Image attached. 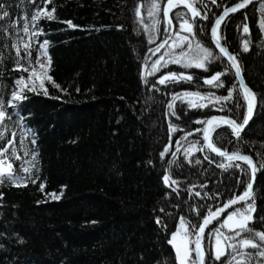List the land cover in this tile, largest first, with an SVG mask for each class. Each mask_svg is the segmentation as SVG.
Wrapping results in <instances>:
<instances>
[{"label": "trees", "instance_id": "obj_1", "mask_svg": "<svg viewBox=\"0 0 264 264\" xmlns=\"http://www.w3.org/2000/svg\"><path fill=\"white\" fill-rule=\"evenodd\" d=\"M139 2L51 0L47 8H55V19L41 18L36 28L30 25L29 34H25L22 18L30 16L37 5L28 0H0L3 10L10 13L0 20L5 29L0 32V99L7 102L12 91L24 88L23 84H16L21 76L29 87H35V91L24 89L27 99L19 102L17 108H6L11 119L0 127V132L5 133L0 144L10 139L11 133H17L15 147L21 156L15 160L5 153L0 159L12 163L11 172L27 181V186H23L24 181L18 182L20 186L9 180L0 183V264H178L168 240L179 229V218L199 225L208 209L214 210L243 191L244 186L236 181L238 169L225 171L216 165L227 164V160L207 148L198 151L204 141L202 133L195 131L204 127L195 121L207 120L214 114L241 121L246 105L234 70L221 57L208 65L207 72L170 63L155 75H146L152 62L170 48L166 46L155 56L149 50L162 41L167 40L170 45L177 40L173 35L179 30L175 13L185 9L180 6L170 11L176 25L173 29L163 17L165 0H158L161 10L155 19L159 23L153 29L154 19L147 15L149 0H144L141 7L143 23L134 11ZM205 2L207 9L198 7L210 10L208 20H196L195 42L219 55L211 40V24L224 7L238 0H217L216 5L210 0ZM38 4L44 6L41 0ZM260 16L261 0H253L227 17L219 29L227 37L222 42L236 55L259 106L239 140L227 126L211 129L210 136L217 147L247 153L257 163H264V30L259 27ZM15 20H20V24L12 27ZM61 21H71L78 27L69 28ZM244 23L250 34L243 33ZM38 29L44 34L32 37L31 33ZM150 38L155 43H150ZM45 40L51 63L42 78L31 75L29 68L36 65L39 43ZM245 40L249 41L247 52L243 50ZM25 44L30 46V66L25 58ZM17 47L20 57L16 55ZM17 60L28 67L27 72L13 71ZM226 70L228 75L221 77L224 88L204 84V78ZM168 72L190 74L193 80L155 83ZM48 76L66 92L54 87ZM233 86L237 91L232 100L222 102L223 111L219 110L221 104L189 109L177 100L175 111L179 119L169 112L168 104L176 93L226 96ZM44 88L48 96L44 95ZM170 125L179 130L171 131ZM187 133L193 134L184 139ZM21 138L23 146L19 143ZM33 139L35 144L31 143ZM170 144V152L162 159L160 153ZM191 145L196 147L185 158V150ZM176 148L180 151L173 156ZM33 153L38 168L32 170L33 178L39 176L35 184L27 180L28 174L20 167L25 160H31ZM205 155L213 162L204 160ZM196 159L201 163L196 164ZM173 160L175 163H170ZM235 163L247 168L241 161ZM169 172L179 182L176 192L162 182V175ZM242 179L247 181L248 174L244 173ZM41 182L45 184L43 192ZM190 188L193 192L188 191ZM195 191L201 195L195 196ZM61 192L59 200L46 195ZM254 195L255 216L264 217V171H259ZM158 217L166 228L156 223ZM218 226L216 220L211 230ZM249 226L264 231V224L258 219ZM210 231L205 239L206 249L213 244ZM227 259L211 261L206 255L205 264H226Z\"/></svg>", "mask_w": 264, "mask_h": 264}, {"label": "snow or ice", "instance_id": "obj_2", "mask_svg": "<svg viewBox=\"0 0 264 264\" xmlns=\"http://www.w3.org/2000/svg\"><path fill=\"white\" fill-rule=\"evenodd\" d=\"M29 3L37 5V7L32 11L29 16L26 14L22 19L24 21L22 25L23 32L29 34V26L36 28L37 22L41 18H46L48 20L55 19V8L48 10L47 5L51 3V0H41L43 7L41 8L38 4V0H28ZM211 4L216 5L217 0H210ZM253 0H238L233 6L224 7V10L221 14L215 17L214 22L211 24V37L215 45V49L218 50L219 55H217L212 49L204 47L198 41H195V28L196 20H208V11L202 10L198 5H202L203 9H207V3L205 0H165L163 11V17L166 20L167 24L173 29L176 28V25H173V16L170 15V11L174 8L183 6L185 11L176 12L175 19L178 21V31H174L173 35L177 37V40L174 41V46L169 45L167 40L162 41L157 44L154 49L149 51L153 56L161 52V49H164L166 46L170 48V51H165L159 55V57L152 62L150 70L147 71L146 75H155L161 69L168 67L171 64H179L185 68H198L207 72L208 65L213 63L215 60L225 58L230 65L231 69H234V76L236 82L239 84L240 89L242 90V96L245 101L246 110L242 114L241 121L238 123L235 119L230 117H211L208 120H197L195 123L205 125L202 129H196V132H201L203 136L204 144L198 149V151L203 152L205 148L210 150L212 153L225 158L228 163H220L216 166L227 171L229 168L238 169L240 175L236 176V181L238 184L244 186L243 191L239 195H234L232 198L228 199L223 205L217 208L215 211L208 209V215L202 218V223L199 225H191L184 217L179 218V229L171 234V239L168 240V243L171 244L176 251V258L179 264H205V256L207 255L211 261H221V257H227L226 264H264V231H256L254 228L249 225L255 223L258 219L264 224V217H256V199L254 195V184H255V175L258 171H264V163L254 162L252 156L242 155L239 151L237 152H228L227 149L222 150L220 147H217L212 143L209 136L208 126H212L214 131L216 128L221 126H227L230 128L231 133L234 137L239 140L241 138L242 132L249 126L250 120L252 119L254 110L259 106L257 102V97L255 93L245 84L243 79V70L240 67L239 61L235 55L229 52L226 45L222 44V40H226V36H222L219 32L222 22L226 20L230 13H236L240 9L245 8L246 4L252 3ZM150 6L147 8V15L150 18L154 19L153 29H155V24L159 23V20L155 19L156 14L161 10V5L158 0H149ZM144 4V0L134 7L135 14L140 18V22L143 23V18L141 15V7ZM4 5L0 3V20H4L10 16V13L7 10H3ZM190 13V15H189ZM245 19H247V14H243ZM61 23H66L69 28L75 29L76 25L72 24L71 21H61ZM20 24V20H15L12 22L11 26L16 27ZM243 33L250 34L249 27L247 23L242 25ZM261 30H264V20L259 24ZM5 31L4 26L0 25V32ZM165 31H168V28H165ZM181 32L187 33V35H181ZM43 30L38 29L31 33L32 37H38L43 35ZM150 43H155L154 39L150 38ZM39 43V42H38ZM15 47V46H14ZM25 47V58L28 60L29 66L31 65V51L29 50L30 46L28 44L24 45ZM47 47L48 41L45 40L42 43H39V54L40 56H47ZM179 49V51H177ZM243 50L247 52L249 50V41H244ZM16 55L20 57V49L16 48ZM167 57V59H166ZM47 63L50 65L51 58L48 57ZM36 64H39L41 68H44V64L40 63L39 56L36 59ZM147 68V64L145 65ZM23 70L28 71V67L21 65L20 61H16V67L13 71ZM228 75V71L216 72L210 77L204 78V84L208 85L211 88H224L225 83L221 79L222 76ZM48 81L52 83L54 87L59 89L61 92H66V89L60 88L59 84H56L52 80L51 76L47 77ZM193 76L186 73H175L168 72L161 76L155 83L160 85H166L169 81L173 83L181 82H191ZM145 83L147 80L145 79ZM17 85H24V88H17L12 91L10 99L5 102L0 99V127L4 126L5 120H10L11 115L7 113L6 108H17L18 103L22 102L27 97L24 95V89L28 91H35V87H29L25 83V78L23 76L19 77L16 81ZM43 87V83L41 84ZM155 87V84H153ZM79 91V89H77ZM237 89L235 86L227 90L226 96H216L215 93H208L207 95L201 94L199 92H183L176 93L172 96V102L168 104L169 112L172 116H175L179 119L175 111V104L177 100H180L182 103H186L189 109H201L208 107L209 104H221L219 110L223 111V103L233 99V94ZM44 95L48 96L49 93L46 88H44ZM59 99V97H55ZM264 99V96L261 97ZM207 101L208 103H204ZM171 131H177L175 126L170 125ZM193 133H187L184 139L188 135ZM5 139V133L0 132V140ZM17 143V133H11V138L7 139L6 143L0 144V156H3L5 153H9L15 160H20L21 156L17 153L16 145ZM20 145L23 146V138L19 141ZM32 144H35L36 141L31 140ZM180 143L179 140L176 142ZM199 143V141L197 142ZM195 145H191L190 148L185 150V158L189 156L192 148H195ZM172 145L165 147V149L160 153V157L163 159L171 150ZM180 149L176 148L172 155L175 156L176 152H179ZM25 156L28 155L27 152L24 153ZM204 160H207L209 163H212L213 160L210 159L208 155L203 157ZM36 154L33 153L31 160H25L21 165L23 172L28 174L27 180H30L31 183L35 184L39 180V176L33 178V169L38 171L36 166ZM235 161H241L247 165V168L242 167L241 163H235ZM192 161L189 160V163ZM2 163V161H0ZM170 163H175V161H170ZM196 164H200L201 160L196 159ZM25 164L30 165V167H25ZM13 167L12 163L8 164V169L10 170ZM244 173L248 174V179L245 181L242 179ZM165 187L171 189V191L176 192L179 186V182L172 178L170 172L162 175L161 177ZM5 180L12 181L15 186H20L18 182L24 181L23 186H27V181L24 176L15 175L11 171L4 172L0 170V183H3ZM175 186V187H174ZM45 188L44 183H40V191L43 192ZM195 188V186H193ZM193 188L188 189L189 192H193ZM56 193H50L52 199L59 200L60 196ZM194 195L199 197L201 193L195 191ZM3 198V193H0V199ZM243 204L242 208H235L236 204ZM232 208L233 210L228 212L227 216L220 220L221 215H223L228 209ZM163 212V209H160ZM197 215H200L197 211ZM234 223H230L233 219ZM213 220L219 221V226L210 231V238L213 240L211 249H206L204 246V233L206 228L213 222ZM156 223L162 227H167L164 224L161 218L156 219ZM226 229V231H224ZM229 233H231L229 235ZM178 238L180 242L178 243ZM254 249L255 251H248L247 249Z\"/></svg>", "mask_w": 264, "mask_h": 264}, {"label": "water", "instance_id": "obj_3", "mask_svg": "<svg viewBox=\"0 0 264 264\" xmlns=\"http://www.w3.org/2000/svg\"><path fill=\"white\" fill-rule=\"evenodd\" d=\"M237 3V2H236ZM235 4V3H234ZM234 4H232V5H230V6H233ZM251 3H248V4H246V6L245 7H247L248 5H250ZM228 7V6H227ZM244 9V8H243ZM224 10V9H223ZM223 10L220 12V14L223 12ZM240 10H242V9H240ZM239 10V11H240ZM231 14H233V13H230L229 14V16L231 15ZM228 16V17H229ZM214 22V21H213ZM211 40H212V37H211ZM212 43H213V41H212ZM221 43L222 44H224L222 41H221ZM213 45H214V43H213ZM225 45V44H224ZM215 46V45H214ZM228 48V47H227ZM228 50H229V52L230 53H232L233 55H235L229 48H228ZM236 56V55H235ZM240 64V63H239ZM241 67V66H240ZM234 70V69H233ZM243 79H244V76H243ZM244 81H245V79H244ZM245 84L253 91V93H255V91L245 82ZM255 95H256V93H255ZM256 97H257V95H256ZM257 102H258V98H257ZM257 109V108H256ZM256 109L254 110V113H253V116H254V114H255V112H256ZM253 116H252V118H253ZM211 117H230V116H228V115H223V114H214V115H212V116H210L208 119H210ZM230 118H232V117H230ZM207 119V120H208ZM232 119H234V118H232ZM252 120V119H251ZM251 120H250V122H251ZM237 121V120H236ZM238 123H239V121H237ZM250 124V123H249ZM204 127H205V125H204ZM203 127V128H204ZM211 127L212 126H208V128H209V136H210V130H211ZM210 139H211V136H210ZM212 141V140H211ZM213 143V142H212ZM222 150H224V149H222ZM211 152V151H210ZM228 152H230V153H232V152H237V151H232V150H228ZM242 155H249V154H247V153H243V152H240ZM215 156H217V157H219V158H221V159H224V160H226L225 158H223V157H220V156H218V155H216L215 153H213ZM253 158V157H252ZM253 160H254V162H256L255 161V159L253 158ZM0 170H2V171H4V172H8V171H11V169L9 170L8 169V164L7 165H4L3 163H0ZM258 174H259V171L256 173V175H255V184H254V188H255V185H256V181H257V178H258ZM254 188H253V191H254ZM242 203H240V204H236L234 207H236V206H239V205H241ZM223 205V204H222ZM220 207V206H219ZM219 207H217V208H219ZM217 208H215L213 211H215ZM232 208H230V209H228L226 212H228L229 210H231ZM225 212V213H226ZM224 213V214H225ZM223 214V215H224ZM222 216V215H221ZM213 221H215V220H213ZM209 227V226H208ZM208 227L206 228V230H205V233L203 234L204 236H205V234H206V231H207V229H208ZM178 242V241H177ZM179 243V242H178ZM174 248V247H173ZM174 252H175V254H176V251H175V248H174ZM178 261V260H177ZM178 264H179V262H178Z\"/></svg>", "mask_w": 264, "mask_h": 264}, {"label": "rangeland", "instance_id": "obj_4", "mask_svg": "<svg viewBox=\"0 0 264 264\" xmlns=\"http://www.w3.org/2000/svg\"><path fill=\"white\" fill-rule=\"evenodd\" d=\"M262 20H264V0H261V16H260V22ZM193 43H195V41H193ZM170 45H173L174 46V42L172 44H170ZM47 61H48L47 56H40V63L41 64H44V68H41L39 64H36L35 66L30 67L29 68V72L31 73V75H37V77H42L43 78L47 74V67H48ZM28 82H30V81H28ZM211 129H212V127H211ZM210 132H211V130H210ZM229 211H232V210H229ZM236 219H238V218H235L234 217L233 221L230 222V223H234ZM224 231H226V229ZM178 241L180 242V238H178Z\"/></svg>", "mask_w": 264, "mask_h": 264}, {"label": "bare ground", "instance_id": "obj_5", "mask_svg": "<svg viewBox=\"0 0 264 264\" xmlns=\"http://www.w3.org/2000/svg\"><path fill=\"white\" fill-rule=\"evenodd\" d=\"M235 208H237V206H236ZM215 221H216V220H215ZM215 221H213L212 223H214ZM212 223L209 225V227H208V229H207V231H206V234H205V236H204V244H205L206 236L208 235L209 231H210L211 228H212ZM204 246H205V245H204Z\"/></svg>", "mask_w": 264, "mask_h": 264}, {"label": "flooded vegetation", "instance_id": "obj_6", "mask_svg": "<svg viewBox=\"0 0 264 264\" xmlns=\"http://www.w3.org/2000/svg\"><path fill=\"white\" fill-rule=\"evenodd\" d=\"M230 212V211H229ZM227 214H228V212L227 213H225L224 215H223V217L225 218L226 216H227Z\"/></svg>", "mask_w": 264, "mask_h": 264}]
</instances>
